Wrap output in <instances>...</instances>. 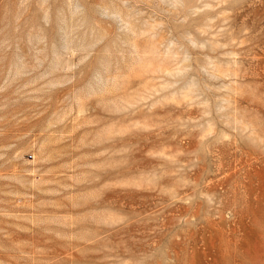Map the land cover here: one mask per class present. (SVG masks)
<instances>
[{
  "label": "rangeland",
  "instance_id": "rangeland-1",
  "mask_svg": "<svg viewBox=\"0 0 264 264\" xmlns=\"http://www.w3.org/2000/svg\"><path fill=\"white\" fill-rule=\"evenodd\" d=\"M0 264H264V0H0Z\"/></svg>",
  "mask_w": 264,
  "mask_h": 264
}]
</instances>
